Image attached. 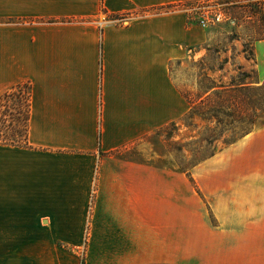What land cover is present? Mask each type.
<instances>
[{
  "label": "crops",
  "instance_id": "crops-1",
  "mask_svg": "<svg viewBox=\"0 0 264 264\" xmlns=\"http://www.w3.org/2000/svg\"><path fill=\"white\" fill-rule=\"evenodd\" d=\"M189 1L0 0V95L31 87L27 143H0V237L84 239L101 264H264V123L233 143V181L198 185L211 213L121 156L189 110L170 75L208 38Z\"/></svg>",
  "mask_w": 264,
  "mask_h": 264
},
{
  "label": "rangeland",
  "instance_id": "rangeland-1",
  "mask_svg": "<svg viewBox=\"0 0 264 264\" xmlns=\"http://www.w3.org/2000/svg\"><path fill=\"white\" fill-rule=\"evenodd\" d=\"M239 1L242 5L248 3ZM234 6L233 0H194L186 5L184 9L189 12L190 25L206 31L208 38L203 43L191 45L184 58L170 64V75L177 88L190 93L192 100L220 89V85L245 86L233 97V123L220 124L213 117L203 119L199 115L191 118L188 116L190 106L179 121L168 123L153 133L146 149L143 146L140 152L136 147L135 153L133 148L122 154L112 153L116 158L121 154L123 158L156 168L159 183H188V192L192 195L190 206L205 204L209 213L206 194L214 191H202L198 185L206 187L208 182L233 181V142L225 143L224 140L238 138L248 128L252 131L264 123V80L256 66L253 40L246 35L251 25L247 18L243 19L249 10ZM217 12H220L218 19ZM202 19L206 20V25L201 23ZM212 85L216 87L204 94ZM12 101L20 105L17 99ZM8 104L14 106L11 101ZM20 106V113L8 119L22 124L25 111L23 105ZM208 135L214 139L212 144L203 140ZM212 151L214 153H210ZM181 192L186 193V188L175 189V193ZM182 203L185 200L175 199V206H182ZM196 214L191 211V216ZM78 241L77 246L70 238L48 234L0 237V264H101L99 256L98 259H92V253L87 256L84 239Z\"/></svg>",
  "mask_w": 264,
  "mask_h": 264
},
{
  "label": "trees",
  "instance_id": "trees-1",
  "mask_svg": "<svg viewBox=\"0 0 264 264\" xmlns=\"http://www.w3.org/2000/svg\"><path fill=\"white\" fill-rule=\"evenodd\" d=\"M194 1V0H192ZM189 1L186 5L189 6ZM197 1V0H196ZM248 3L246 5L240 4L239 0H233L235 8H245L249 11L246 12L243 19L248 20L250 27H247V36L253 40L252 44L255 41L264 39V0H246ZM220 14V12L215 13ZM190 16L187 12V21L189 24ZM205 20V19H202ZM234 32L233 34H235ZM216 85L209 86L204 92L208 93L211 89L215 88ZM220 89L209 92L207 95L202 97L199 95L197 99L190 97V93L181 91L183 97L189 102L191 109L188 116L193 117L199 115L203 119L215 118L218 123L232 124L233 123V97L235 98L237 93L242 91V87L239 85H220ZM213 95V96H212ZM30 96H31V87L28 83L18 84L13 86L11 89L3 92L0 95V143L1 144H24L27 143L28 136V126L30 118ZM212 97H215L214 99ZM17 99L20 102V105H23L25 113H22V124L13 121L14 115L19 114L18 108L21 106L13 102L12 100ZM14 104V106L9 105L8 102ZM231 118V120L229 119ZM255 121V120H254ZM254 121L252 124L254 125ZM174 124V121L171 122ZM251 131V127L248 128L244 134L238 138H231L232 140H224L225 143H234L239 138L243 137L245 134ZM211 135H208L203 140H206L208 143H213V138ZM214 153V151L210 152ZM188 168V173L190 174Z\"/></svg>",
  "mask_w": 264,
  "mask_h": 264
},
{
  "label": "built area",
  "instance_id": "built-area-1",
  "mask_svg": "<svg viewBox=\"0 0 264 264\" xmlns=\"http://www.w3.org/2000/svg\"><path fill=\"white\" fill-rule=\"evenodd\" d=\"M219 17H220V15L217 14V19H218ZM205 21H206V20H202L201 23H202L203 25H206V22H205Z\"/></svg>",
  "mask_w": 264,
  "mask_h": 264
}]
</instances>
